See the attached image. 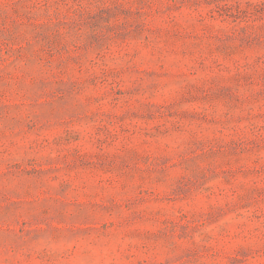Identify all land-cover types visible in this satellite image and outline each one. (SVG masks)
Segmentation results:
<instances>
[{"label": "rangeland", "instance_id": "1", "mask_svg": "<svg viewBox=\"0 0 264 264\" xmlns=\"http://www.w3.org/2000/svg\"><path fill=\"white\" fill-rule=\"evenodd\" d=\"M0 264H264V0H0Z\"/></svg>", "mask_w": 264, "mask_h": 264}]
</instances>
